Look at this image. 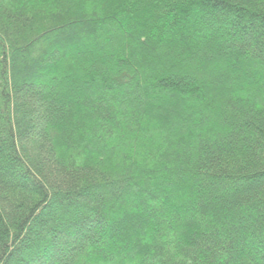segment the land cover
I'll use <instances>...</instances> for the list:
<instances>
[{"label": "trees", "instance_id": "1", "mask_svg": "<svg viewBox=\"0 0 264 264\" xmlns=\"http://www.w3.org/2000/svg\"><path fill=\"white\" fill-rule=\"evenodd\" d=\"M0 264H264V0H0Z\"/></svg>", "mask_w": 264, "mask_h": 264}]
</instances>
